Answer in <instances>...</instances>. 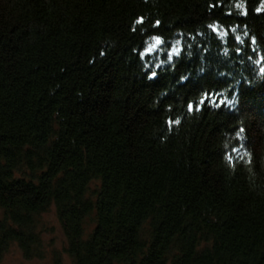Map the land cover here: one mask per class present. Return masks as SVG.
I'll list each match as a JSON object with an SVG mask.
<instances>
[{
	"label": "trees",
	"instance_id": "1",
	"mask_svg": "<svg viewBox=\"0 0 264 264\" xmlns=\"http://www.w3.org/2000/svg\"><path fill=\"white\" fill-rule=\"evenodd\" d=\"M260 6L0 0V260L55 205L74 264H264Z\"/></svg>",
	"mask_w": 264,
	"mask_h": 264
},
{
	"label": "rangeland",
	"instance_id": "2",
	"mask_svg": "<svg viewBox=\"0 0 264 264\" xmlns=\"http://www.w3.org/2000/svg\"><path fill=\"white\" fill-rule=\"evenodd\" d=\"M95 185L92 183L93 187ZM38 231L41 244L39 255L26 256L20 245L14 242L4 252L0 264H54L58 259L59 264H74L67 251V239L55 205L41 214Z\"/></svg>",
	"mask_w": 264,
	"mask_h": 264
},
{
	"label": "snow or ice",
	"instance_id": "3",
	"mask_svg": "<svg viewBox=\"0 0 264 264\" xmlns=\"http://www.w3.org/2000/svg\"><path fill=\"white\" fill-rule=\"evenodd\" d=\"M238 8H243L244 6L242 4H237L236 5ZM257 12H261L264 11V0H261V6L256 8ZM244 14L246 13V10L244 12ZM143 18L141 17L137 23L138 24H142ZM156 24L159 25L160 21H156ZM155 40V43L153 45H151L150 47H148L147 49H145V52L147 53H151L152 51H154L159 45H161L163 43L162 39L160 37H154L153 38ZM237 39L239 40V37H237ZM253 43H255V38H253L252 40ZM253 51H255V49H253ZM172 52L179 55L180 54V50L177 48H173ZM103 54V53H102ZM143 55V53H142ZM169 59H171V56H169ZM262 59H264V57H262ZM157 67H159V65H157ZM262 72H264V69H261ZM158 73L155 71H152L151 74L149 75V79H155L157 78ZM182 80H187V77H181ZM233 101L230 100L229 98L225 97L224 99H220V93L219 92H213V91H204L201 98L198 101L195 102H190L187 105L188 111L189 112H193V111H200L203 109V107L207 104H211L214 107H220L223 104H231ZM170 124H178L180 123V121L176 120V121H169ZM244 129H240V132H243ZM240 133H237V136L239 137ZM232 151H236V149H232ZM229 162H232V158L231 156L227 157Z\"/></svg>",
	"mask_w": 264,
	"mask_h": 264
}]
</instances>
